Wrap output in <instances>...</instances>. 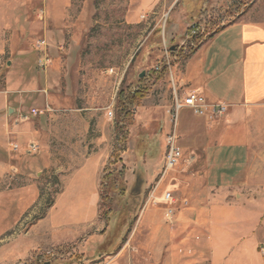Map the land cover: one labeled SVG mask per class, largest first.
Returning <instances> with one entry per match:
<instances>
[{
    "label": "crops",
    "instance_id": "1",
    "mask_svg": "<svg viewBox=\"0 0 264 264\" xmlns=\"http://www.w3.org/2000/svg\"><path fill=\"white\" fill-rule=\"evenodd\" d=\"M22 3L0 0V17L18 15ZM71 4L72 0H47L44 22L26 24L24 34L18 29L6 31L8 38L2 40V58L5 48L13 54L7 60L12 67L6 73V88L0 92V264L20 263L32 252L56 256L55 251L63 247L67 255L78 253L91 258L109 237L107 222L99 217V184L111 154L90 153L74 170H62L68 167L66 160L73 153L99 151L85 146L82 136L88 130L82 124L88 120L83 123L79 114L70 113L81 109L73 107L72 101L58 102L48 94L54 85L52 70L44 71L42 77L47 95L42 99L54 106L52 111L31 112L28 119H23L28 108L10 107L6 99L9 101L22 87L29 91L38 87L37 80L28 78L25 70L30 56H37L28 47V35L41 33L46 44L53 46L54 38L61 37L65 12ZM179 36L180 32L176 33L171 41ZM163 40L168 41V29L154 47L159 52L158 62ZM16 66L24 68L16 72ZM169 70L174 89L181 91V96L201 92L209 103L229 105L228 112L213 122L194 114L184 119L182 131L177 127L183 157L157 182L153 201L139 216V228L145 237L126 241L116 254L94 264H264L260 251L264 244V152L260 151L257 135L264 125V24L230 22L197 45L183 64H174ZM173 95L167 93L159 105L142 102L159 113L158 127L155 134L143 133L144 142L138 144L134 139L132 146L133 150L141 148L138 154L144 166L161 163L160 171L166 156V136L172 127ZM2 101L7 109H14V115L5 116ZM34 143L39 145L36 152L30 151ZM156 145L159 148H151ZM68 153L71 157H58ZM58 166L67 176L63 190L47 207L38 177ZM159 173L156 170L150 178L144 172L140 177L144 201ZM136 179L131 184L126 182L128 192ZM174 189L175 202L169 205L176 208V214L171 223L166 215L168 204L158 201L162 202L163 190ZM42 206L46 211L23 229V220L37 209L41 211Z\"/></svg>",
    "mask_w": 264,
    "mask_h": 264
},
{
    "label": "rangeland",
    "instance_id": "2",
    "mask_svg": "<svg viewBox=\"0 0 264 264\" xmlns=\"http://www.w3.org/2000/svg\"><path fill=\"white\" fill-rule=\"evenodd\" d=\"M21 1L23 3L19 8L18 15L0 17V51L3 50L1 48L2 40L8 38L6 31L16 32L18 29L24 34L25 29L23 27L26 24L31 26L36 21L44 22L47 19L46 7L44 6L47 0ZM171 4L173 5L170 8ZM38 8L44 10V19L36 16ZM136 19L140 22H134ZM241 20L264 24V0H72L71 6L65 12V27L62 29L61 37L54 38L55 43L53 46L47 44L44 49L35 48L37 41L44 39L41 36L42 34L28 35V47L37 56H30L29 65L25 70H28V78L37 80L38 87L35 91H29L24 87L20 88L12 95V98H9V101L6 98L7 105L21 109L26 106L29 113L24 114L23 119H28L32 110H37L39 113L51 110L54 106L48 100L42 99V95L47 97L42 77L44 71L49 72L52 70V83L54 85L48 90V94L52 98L55 97L58 102L72 101L73 107L81 109L77 112L70 111V113L79 114L83 123H85V119L88 120L89 123H85L87 126L82 124L84 130H88L82 136L85 146L99 151L73 153V157L70 153L58 154V157L65 155L69 157L70 155L71 158L66 160L69 161L68 167H63L62 170L69 168V171H72L84 161L87 154L96 153L106 157V155L110 156L113 152L116 143L115 122L118 91L120 88L133 91L141 83L140 80L143 77L140 74L144 72L147 79L143 85L151 86L150 93L143 98L139 106L133 107L134 119L133 125L129 128V145L127 150L120 155L123 164L127 168L125 179L128 184H131L136 177L142 178L144 172L150 178L155 176L156 170L160 172L149 189L144 201L145 205L142 207L139 203L130 214L131 219L135 215H137V218L131 223L132 230L127 241L131 239L133 242L142 240L145 236L142 234V229L139 228V216L152 200L154 187L161 179L162 173L160 171L161 163L144 166L141 161L142 155L138 154L141 148L132 149L135 140L138 141V144L141 141L144 142L142 140L145 136L144 132L148 135L155 134L158 127L156 118L159 117V113H154L151 106L144 107L142 102H147V105L149 103L159 105V100L167 93L169 95L173 93V97H176V95L181 97V91L178 89L175 91L174 89L171 70H167L162 74L164 67L167 66V69H169L174 64L180 66L190 51L195 46L203 43L211 32L219 27L226 26L230 22ZM167 29L168 41L163 40L164 49L160 53L163 57L160 56L161 62H158L156 58L159 52L154 47L159 36H162ZM179 32L178 39L172 42V36ZM18 36L21 37V35ZM5 49L4 58L0 53L2 58L0 63V92H3L6 88V73L12 67V65L8 67L6 62L12 56L13 50ZM44 54H47L48 61L47 64L41 65L38 60ZM52 60H54L53 63L55 62L54 69ZM157 65L160 67L158 71L155 69ZM22 68L24 67L16 66L14 70L18 72ZM160 74L163 77L157 80L156 78ZM169 104H171V101ZM7 105L5 103L3 107L5 116L14 115V113L9 112ZM46 107H50V109L47 110ZM172 107H170L171 122L174 111V107ZM31 108L32 110H30ZM109 110L113 111V116H109ZM160 110L161 108L158 109V112ZM193 114L192 110L188 108L180 111L178 131H182L184 119L193 116ZM19 118V116L16 117L13 123H17ZM173 123L171 131L174 126ZM261 126L262 128L258 130L257 135H259L260 151L263 153L264 125ZM64 147L62 144L61 149ZM120 148L121 145L119 144L117 150ZM151 148H159V146L156 145V147L152 146ZM153 152L155 153V150ZM120 164L119 162L117 166ZM13 165L16 166L14 161ZM60 170L58 166L47 172H42L38 177L42 183L41 190L45 194V205L54 202L57 193L63 190V181L67 174L62 173L63 171ZM175 190H171L174 196L172 202L165 203L168 204V207L170 203L175 202ZM166 192V190H163L161 196L163 197ZM158 202V204L164 203ZM47 207L42 206L41 211L37 209L31 216H27L23 220L22 228L26 229L35 218H39L46 211ZM172 207L175 209V219L176 208L173 205ZM262 235L263 233H261ZM262 248H264V244L261 245L260 251ZM55 252L56 256L45 252L40 255L32 252L27 259L12 264H45L47 262L51 264L53 259L59 255L68 257L66 247L60 248V250L57 249Z\"/></svg>",
    "mask_w": 264,
    "mask_h": 264
},
{
    "label": "trees",
    "instance_id": "3",
    "mask_svg": "<svg viewBox=\"0 0 264 264\" xmlns=\"http://www.w3.org/2000/svg\"><path fill=\"white\" fill-rule=\"evenodd\" d=\"M227 25V24H226ZM224 27H219L210 33L203 43L210 39L214 34L218 33ZM196 46L190 51L187 57L194 53ZM167 66L164 67L163 73L167 71ZM160 74L156 79H160L163 75ZM147 76H144L140 81L138 87L131 90L119 89L118 98L116 102L117 118H116V135H115V147L111 153V158L103 169L100 188V201H99V217L107 222L109 229V237L106 241L100 245L97 249L95 256L91 258H84L78 253H71L70 255H59L54 258L51 264H94L102 261L106 256L116 254L129 237V233L132 230V222L137 215L130 218V214L136 205L141 203L143 207L145 205L144 199L141 197L142 182L141 178L137 177L134 184V188L128 192L126 185V166L122 162L121 153L125 152L128 148L130 126L133 125L134 108L139 106L143 98L147 97L150 93L151 86L143 85ZM121 145V148L117 150V146ZM121 163L117 166L118 163ZM53 202L47 204L48 207L52 206ZM110 247H114L109 250ZM44 264V263H43Z\"/></svg>",
    "mask_w": 264,
    "mask_h": 264
},
{
    "label": "built area",
    "instance_id": "4",
    "mask_svg": "<svg viewBox=\"0 0 264 264\" xmlns=\"http://www.w3.org/2000/svg\"><path fill=\"white\" fill-rule=\"evenodd\" d=\"M36 16H38L40 19H44V10L42 8H38L36 10ZM46 41L44 39H40L37 41L36 48L38 49H44L46 46ZM48 58L47 54H44V56H40L38 62L41 65L47 64ZM2 62V58L0 56V63ZM157 71L160 69L159 65L155 68ZM173 129L170 133L167 134L166 138V156L164 159V164L162 167V173L161 178H163L171 169H173L179 161L182 159V149L179 145V138L177 135V127H178V117L179 113L182 109L188 108L192 110V112L195 115L204 116L208 121H215L218 118L223 117L227 114L229 105L222 103V102H212L209 103L206 101L204 95L201 92H190L187 93L184 96H178L176 95L174 104H173ZM47 110L50 109L49 107H46ZM32 113L34 115H37L39 111L32 110ZM109 116H111V110L108 112ZM39 145L38 144H32L30 147V151H38ZM174 199L173 191L168 190L162 198V202L168 203L172 202ZM174 213L175 209L172 206H169L167 209V217L170 220V222L174 221ZM261 252L264 253V248L261 249Z\"/></svg>",
    "mask_w": 264,
    "mask_h": 264
},
{
    "label": "water",
    "instance_id": "5",
    "mask_svg": "<svg viewBox=\"0 0 264 264\" xmlns=\"http://www.w3.org/2000/svg\"><path fill=\"white\" fill-rule=\"evenodd\" d=\"M172 48H173V47H172ZM173 49H174V48H173ZM7 64H8L9 66L12 65V64H11V61H8ZM144 75H145L144 72L140 74L141 77H144ZM9 112H10V113H14V109H13V108H10V109H9ZM13 169L15 170V168H13ZM45 264H50V263L47 262V263H45Z\"/></svg>",
    "mask_w": 264,
    "mask_h": 264
},
{
    "label": "bare ground",
    "instance_id": "6",
    "mask_svg": "<svg viewBox=\"0 0 264 264\" xmlns=\"http://www.w3.org/2000/svg\"><path fill=\"white\" fill-rule=\"evenodd\" d=\"M111 116H113V111L111 110Z\"/></svg>",
    "mask_w": 264,
    "mask_h": 264
}]
</instances>
